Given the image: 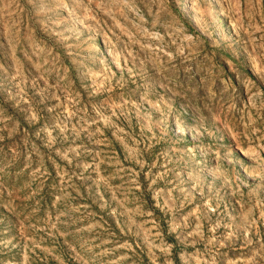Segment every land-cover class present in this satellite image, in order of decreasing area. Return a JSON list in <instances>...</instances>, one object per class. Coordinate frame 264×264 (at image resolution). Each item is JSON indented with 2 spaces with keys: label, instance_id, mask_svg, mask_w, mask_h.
I'll use <instances>...</instances> for the list:
<instances>
[{
  "label": "rangeland",
  "instance_id": "374dc122",
  "mask_svg": "<svg viewBox=\"0 0 264 264\" xmlns=\"http://www.w3.org/2000/svg\"><path fill=\"white\" fill-rule=\"evenodd\" d=\"M0 264H264V0H0Z\"/></svg>",
  "mask_w": 264,
  "mask_h": 264
},
{
  "label": "bare ground",
  "instance_id": "6f19581e",
  "mask_svg": "<svg viewBox=\"0 0 264 264\" xmlns=\"http://www.w3.org/2000/svg\"><path fill=\"white\" fill-rule=\"evenodd\" d=\"M185 2V1H184ZM183 3V2H182ZM179 8H182V7H179ZM185 8H187V7H185ZM183 9V8H182Z\"/></svg>",
  "mask_w": 264,
  "mask_h": 264
}]
</instances>
